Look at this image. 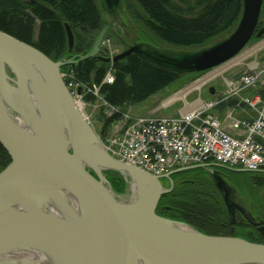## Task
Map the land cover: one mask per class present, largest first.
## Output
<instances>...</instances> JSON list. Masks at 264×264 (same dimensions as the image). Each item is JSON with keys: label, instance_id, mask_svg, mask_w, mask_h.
<instances>
[{"label": "water", "instance_id": "obj_1", "mask_svg": "<svg viewBox=\"0 0 264 264\" xmlns=\"http://www.w3.org/2000/svg\"><path fill=\"white\" fill-rule=\"evenodd\" d=\"M112 2L102 0L107 11ZM263 3L243 0L234 30L190 57L185 51L160 57L135 44L111 58L102 48L108 24L87 53L53 60L0 30V143L11 157L0 172V264H264V243L207 234L158 214L175 185L162 179L175 171L157 176L115 158L61 72L89 58L112 62L132 53L179 73L205 72L264 33V26L258 31ZM65 27L72 50L75 36ZM212 172L234 225L236 210H244L233 187ZM109 173L126 181L125 198ZM256 225L264 236V220Z\"/></svg>", "mask_w": 264, "mask_h": 264}, {"label": "trees", "instance_id": "obj_2", "mask_svg": "<svg viewBox=\"0 0 264 264\" xmlns=\"http://www.w3.org/2000/svg\"><path fill=\"white\" fill-rule=\"evenodd\" d=\"M125 4L140 37L179 49L203 48L225 38L236 27L243 10V0H125ZM104 19L99 0H0V30L34 45L53 60L90 51L104 28ZM263 19L264 3L260 24ZM66 23L75 36L72 50ZM65 71L70 74L68 81L73 80L82 89L88 104L96 103L101 96L121 111L145 102L185 75L192 78L201 74L179 73L135 53L112 62L89 58L61 69ZM109 72L114 76L112 82L104 81ZM97 89L98 95L95 94ZM263 89L252 88L243 94L249 92L248 96H252L259 90L264 94ZM239 101V98H231L219 105L218 110L223 114ZM103 116L102 137L111 130L113 122L120 119L121 113ZM10 163L11 157L0 143V172ZM216 167H207L212 180L195 173L190 180L177 184L162 196L158 214L184 221L207 234L234 235L263 243L258 230L251 237L242 228L238 231L230 228L225 200L216 193L218 186L212 170L221 175ZM107 178L117 192L125 190L123 177L109 173ZM242 185L250 211L264 220V173L244 179Z\"/></svg>", "mask_w": 264, "mask_h": 264}, {"label": "built area", "instance_id": "obj_3", "mask_svg": "<svg viewBox=\"0 0 264 264\" xmlns=\"http://www.w3.org/2000/svg\"><path fill=\"white\" fill-rule=\"evenodd\" d=\"M240 62L232 58L202 72L182 92L185 94L163 104L173 107L181 101L177 112L160 116H134L129 109L121 111L109 105L101 96L107 114L120 112L111 130L100 138L107 150L118 160L138 166L154 175L170 174L185 166H223L251 172L264 170V94L257 91L243 96L246 90L264 88V64L249 66L246 72L225 78ZM62 76L78 106L88 104L84 92L70 74ZM219 78L226 81L227 90L218 91L212 84ZM111 72L104 81L112 82ZM194 84L199 87L191 88ZM214 88L210 99H203L204 88ZM264 91V89H263ZM211 93V92H210ZM98 95V89L95 90ZM194 95V97H192ZM239 104L222 114L218 106L231 98Z\"/></svg>", "mask_w": 264, "mask_h": 264}, {"label": "rangeland", "instance_id": "obj_4", "mask_svg": "<svg viewBox=\"0 0 264 264\" xmlns=\"http://www.w3.org/2000/svg\"><path fill=\"white\" fill-rule=\"evenodd\" d=\"M100 6L104 11V27L108 24L111 27L107 30L105 39L102 43V48L106 50L107 55L113 58L114 56L124 52L129 46L138 44L144 51L154 52L156 56L166 57L165 54L167 52L184 54L187 57L198 52L201 48L197 49H179L170 46H166L163 44H158L156 42L150 41V39L146 40L140 37L138 30L136 29L135 23L132 18L126 12L125 0H115L112 2L110 10H106L103 6L102 0H99ZM264 26V19L262 23L258 25V31ZM257 31V32H258ZM137 36L139 38H137ZM264 33L261 36H257L256 34L247 44V46L243 49L239 55L235 58L237 62H240L238 66H236L232 71H229L225 74V78H232L236 74H240L246 72L249 69V66L253 65H263L264 64V45L261 46L256 52H253L251 55L241 58L245 55L246 52L254 49L260 44H264ZM191 53V54H189ZM68 73L67 71L62 72ZM199 75L192 76L189 78L188 75L182 77V79L174 84L170 85L168 88L159 92L155 96L149 98L145 102L138 104L136 106L130 107L129 112L134 116H160V115H170L174 114L177 111L175 109L180 108L182 103L181 101H177L173 107H169L167 109L162 108L163 104L168 103V99L173 95H179V92L184 90L187 86H189ZM64 78V77H63ZM226 81L223 78H219L212 84L213 87H216L218 91L227 90ZM227 86V87H226ZM250 93L247 92L245 94L242 93L243 96H248ZM201 96L203 99H210L213 95L210 93L209 89L204 88L201 92ZM194 97V95L192 96ZM235 98V97H233ZM127 109V110H128ZM82 111L87 116L88 120L91 122L95 130L98 134H101L104 116L103 114L107 113V108L102 104L101 99H99L94 104H84L82 105ZM126 182V181H125ZM127 185V183H126ZM123 198L128 195V187L126 186L123 192H118ZM230 235V231L227 232ZM251 237H253L251 235ZM260 241L264 243V236H260Z\"/></svg>", "mask_w": 264, "mask_h": 264}, {"label": "flooded vegetation", "instance_id": "obj_5", "mask_svg": "<svg viewBox=\"0 0 264 264\" xmlns=\"http://www.w3.org/2000/svg\"><path fill=\"white\" fill-rule=\"evenodd\" d=\"M216 168L221 171V175L223 176V178L233 187L234 193L232 195V198L245 212L244 213L239 208L236 210V223L234 225L231 224L230 228L236 231H238L237 229L240 230V228H242L245 230L246 234L250 236L252 235V233L255 234L256 230L259 231V226L256 225V222L260 221L261 218L259 217V215H254L250 211L249 205L246 201V192L241 186H243L242 181L244 179L253 177V175L257 173H264V170L261 172H251L241 169L226 168L223 166H217ZM202 170H204L205 173H203ZM195 173L199 174L202 177H206L209 180H212V177L210 176L208 168L206 166H185L178 168L177 170H175V172L171 173L170 178H163L162 182L166 187H170L171 183L174 182V189L177 184L188 181L191 177H194L192 174ZM216 189V193L218 195L220 194L224 200L221 191H219L218 188Z\"/></svg>", "mask_w": 264, "mask_h": 264}, {"label": "bare ground", "instance_id": "obj_6", "mask_svg": "<svg viewBox=\"0 0 264 264\" xmlns=\"http://www.w3.org/2000/svg\"><path fill=\"white\" fill-rule=\"evenodd\" d=\"M263 43H264V42H263ZM263 45H264V44H260L259 46L255 47L254 49H252V50L246 52L245 55H243L242 57H240L241 60H242V58L251 55L253 52H256V51H257L261 46H263ZM200 85H201V84H194L191 88L199 87ZM184 94H185L184 92H182L181 94L179 93V95L175 94V95H173L172 97H170V98L168 99V101L171 100V99H174V98H176V97H180V95L183 96Z\"/></svg>", "mask_w": 264, "mask_h": 264}]
</instances>
